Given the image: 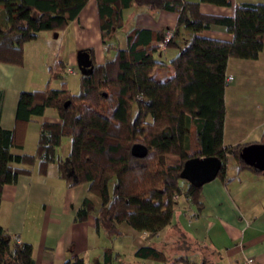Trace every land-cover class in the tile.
Masks as SVG:
<instances>
[{
	"label": "trees",
	"instance_id": "obj_1",
	"mask_svg": "<svg viewBox=\"0 0 264 264\" xmlns=\"http://www.w3.org/2000/svg\"><path fill=\"white\" fill-rule=\"evenodd\" d=\"M90 0H0L5 21L0 22V63L24 65L25 46L42 32L58 35L79 16ZM102 43L108 56L103 64L93 60L89 74L81 73L80 91L74 94L65 82L67 66L58 62L43 90L22 92L16 128L1 126L4 92L0 91V207L3 189L14 185L38 164L45 176L56 164L59 177L70 187L88 185L75 220L83 222L96 212L97 231L107 237H123L119 225L157 236L173 224L176 197L184 195L199 210L203 187L181 179L189 159L216 157L222 161L218 178L227 181L231 169L237 174L264 171L241 157L244 145H224L227 114V67L230 59L256 60L264 48V4H239L232 18L203 14L201 4L229 6L228 0H96ZM138 7L151 13L178 16L169 32L134 29L121 48L116 38L124 27V11ZM223 26L232 41L201 36L212 26ZM167 49L179 54L164 61ZM171 65L173 74L155 77L159 67ZM53 81L61 82L52 88ZM55 110L60 122H43L34 154H14L23 149L31 122ZM64 138L71 139L70 153L62 157ZM264 144V136L260 142ZM135 145L147 148L144 158L132 154ZM119 257L110 248L104 261ZM136 257L162 264H213L188 256L167 257L157 247L145 246ZM0 264H35L33 247L12 238L0 226ZM64 264H88L75 257Z\"/></svg>",
	"mask_w": 264,
	"mask_h": 264
},
{
	"label": "crops",
	"instance_id": "obj_2",
	"mask_svg": "<svg viewBox=\"0 0 264 264\" xmlns=\"http://www.w3.org/2000/svg\"><path fill=\"white\" fill-rule=\"evenodd\" d=\"M228 1L229 6L201 4L200 11L232 18L239 4H264V0ZM123 16L124 27L116 36L121 48L126 47V36L134 29L172 32L178 21L174 13H151L138 7L126 9ZM201 36L233 40V35L218 25ZM69 44L75 49L65 50ZM89 49L94 51L96 64H103L112 55L107 54L102 43L96 0H90L65 31L58 35L42 32L36 40L28 43L24 65L0 63V91L4 92L1 126L6 130L16 128L20 94L43 90L58 62L67 66L65 82L69 87L67 77L77 74L76 53ZM164 54V61L169 63L179 50L167 49ZM69 69H73L74 74L67 73ZM156 72V78L165 79L173 74V69L167 64ZM227 76H232L233 81L226 91L224 145L236 147L260 143L264 136V48L256 60L230 59ZM43 122H60L58 113L48 109L43 118L31 122L24 148L13 149L14 154L35 153L38 130ZM69 153L70 150L66 156L60 154L64 158ZM182 186L186 189L189 183L185 181ZM202 195L200 210L184 195L180 196L174 208L172 226L155 237L121 224L119 228L123 237L111 239L96 230V212L86 221L75 220L78 209L88 196V185L70 187L59 177L56 164L50 165L47 174L42 176L36 164L29 174L21 175L16 184L4 187L0 226L13 239L32 245L35 264H64L75 257L88 264H107L104 261L107 248L119 255L114 261L121 264H126V260L127 264H155L157 262L136 257V252L152 246L172 257L177 238L194 246L186 245L181 249L180 252L188 257L190 250L193 253L194 249L203 248L214 256L213 264H241L245 258L264 264V177L251 172L237 174L231 169L227 181L217 178L204 185ZM194 255L193 260L203 261L200 252Z\"/></svg>",
	"mask_w": 264,
	"mask_h": 264
},
{
	"label": "water",
	"instance_id": "obj_3",
	"mask_svg": "<svg viewBox=\"0 0 264 264\" xmlns=\"http://www.w3.org/2000/svg\"><path fill=\"white\" fill-rule=\"evenodd\" d=\"M77 63L83 74H89L94 65L90 54L85 50L78 53ZM147 153V148L143 145H135L132 148V154L137 158H144ZM241 157L250 166L264 171V144L245 146ZM221 168L222 161L216 157L189 159L184 165L181 179L192 186L203 187L218 178Z\"/></svg>",
	"mask_w": 264,
	"mask_h": 264
},
{
	"label": "rangeland",
	"instance_id": "obj_4",
	"mask_svg": "<svg viewBox=\"0 0 264 264\" xmlns=\"http://www.w3.org/2000/svg\"><path fill=\"white\" fill-rule=\"evenodd\" d=\"M4 21H5V12L2 9V7H0V22L3 23ZM168 33H171L172 34L171 31L168 32ZM167 34H166V36H167ZM74 49H75L74 46H72L71 44L66 45V47H65V50H67V51H71V50H74ZM78 53L79 52H77L76 55ZM76 71H77V74L75 76L67 77V80H68V83H69V87L74 92V94H78L79 91H80V77H81V72L79 70V67L76 68ZM58 83L61 85V82H59V81H53L52 84H51V85H53L52 88H56V89L59 88L58 86H60V85H58ZM70 148H71V139L70 138H64L63 139V143H62V145H61V147L59 149V153H62L63 155L66 156L68 154V151L70 150ZM179 237H180V235H179ZM186 245H189L190 246V244L188 242H186L185 239L177 238L176 239V243L174 244V246H175V255L173 257H178L180 255L185 256L186 253L185 254H182L180 251L184 247H187ZM190 247L193 248L194 246L191 245ZM190 251H189V253H191V254H188L189 257L191 256L190 258H195V255H194L195 252H200L201 253V256L203 257V261L206 260L208 262H211V260H214V256H212L211 253H208V252L204 251L203 248H196V250L194 249V251H193L194 254L192 252H190ZM169 258H171V256H169ZM113 263L114 264H121V263H119L117 261H114ZM124 263L127 264L129 262H127V260H126V262H124ZM131 264H133V263H131ZM155 264H162V263L161 262H157Z\"/></svg>",
	"mask_w": 264,
	"mask_h": 264
},
{
	"label": "built area",
	"instance_id": "obj_5",
	"mask_svg": "<svg viewBox=\"0 0 264 264\" xmlns=\"http://www.w3.org/2000/svg\"><path fill=\"white\" fill-rule=\"evenodd\" d=\"M172 34L168 33L165 40L159 44V46L164 49L166 46V43L168 42V40L171 38ZM69 74H74V70L73 69H69L68 72ZM233 81V77L232 76H227V82L228 84H230ZM180 196L176 197V200L178 201ZM241 264H256L255 260L253 258H245V260H243V262Z\"/></svg>",
	"mask_w": 264,
	"mask_h": 264
}]
</instances>
